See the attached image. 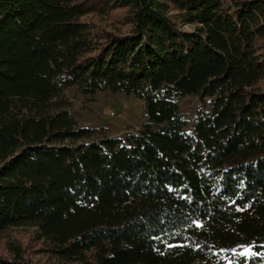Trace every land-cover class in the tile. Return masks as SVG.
<instances>
[{
  "label": "trees",
  "instance_id": "16d2710c",
  "mask_svg": "<svg viewBox=\"0 0 264 264\" xmlns=\"http://www.w3.org/2000/svg\"><path fill=\"white\" fill-rule=\"evenodd\" d=\"M73 88L146 122L81 127ZM27 226L71 264H264V0H0V236Z\"/></svg>",
  "mask_w": 264,
  "mask_h": 264
},
{
  "label": "rangeland",
  "instance_id": "374dc122",
  "mask_svg": "<svg viewBox=\"0 0 264 264\" xmlns=\"http://www.w3.org/2000/svg\"><path fill=\"white\" fill-rule=\"evenodd\" d=\"M121 14L114 13L111 19L116 22ZM110 24V22H109ZM109 24H105L107 26ZM63 99L71 103L72 115L81 127L103 129L111 137H125L139 132L146 122L144 102L123 94L103 93L84 96L76 88L64 92ZM208 101L187 97L180 101V110L185 119L193 122L195 111L206 108ZM191 128V125L188 129ZM19 247L24 260L31 264H71L60 261L46 252V246L39 240L36 227L12 228L0 236V259L12 260L13 248ZM246 248L240 249L244 252Z\"/></svg>",
  "mask_w": 264,
  "mask_h": 264
}]
</instances>
